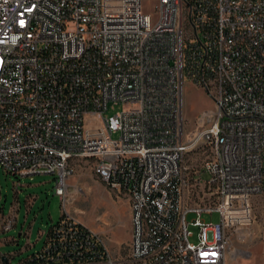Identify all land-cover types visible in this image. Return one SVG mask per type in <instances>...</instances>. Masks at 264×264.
Returning <instances> with one entry per match:
<instances>
[{
    "label": "built area",
    "instance_id": "obj_1",
    "mask_svg": "<svg viewBox=\"0 0 264 264\" xmlns=\"http://www.w3.org/2000/svg\"><path fill=\"white\" fill-rule=\"evenodd\" d=\"M184 79L214 105L189 139ZM80 160L127 195L131 219L127 246L87 264L248 259L264 192V0H0V170L50 174L64 201ZM2 217V232L15 227Z\"/></svg>",
    "mask_w": 264,
    "mask_h": 264
},
{
    "label": "rangeland",
    "instance_id": "obj_2",
    "mask_svg": "<svg viewBox=\"0 0 264 264\" xmlns=\"http://www.w3.org/2000/svg\"><path fill=\"white\" fill-rule=\"evenodd\" d=\"M144 7L146 12L153 14L148 3ZM182 98L184 136L189 139L198 131L200 116L205 111L212 110L214 105L205 90L188 79L183 80ZM121 111L122 105L117 104L114 108H109L105 115L113 116ZM118 136V132L112 134L113 139ZM71 169L72 172L66 179L67 193L64 201L55 194V180L50 174L15 178L0 170V222L4 219L2 216H8L13 205L9 216L14 217L12 226L15 225L8 232L0 229V253L14 254L9 258L8 264H20L31 253L40 250L44 241L41 233H45L51 224L56 223L62 213L94 233L112 255L121 252L129 243L131 219L127 195L118 193L99 181L91 160L73 162ZM13 181L19 182L18 192L13 187ZM251 209V244L264 242V192L253 198ZM191 218L193 215L190 214L187 220L190 221ZM201 218L213 224L220 219L217 212L204 213ZM188 229L192 233L190 240L196 242L198 229L192 225ZM26 239L32 246L21 252Z\"/></svg>",
    "mask_w": 264,
    "mask_h": 264
},
{
    "label": "trees",
    "instance_id": "obj_3",
    "mask_svg": "<svg viewBox=\"0 0 264 264\" xmlns=\"http://www.w3.org/2000/svg\"><path fill=\"white\" fill-rule=\"evenodd\" d=\"M206 12L208 16H212L208 4H206ZM209 26L213 29L214 25L211 19ZM189 52L186 51V59H188ZM186 66L185 73L189 77L188 73L193 72L192 67L194 69L196 63H192L188 59ZM40 236H44L41 249L31 253L20 264H87L105 256V249L101 241L88 228L68 218L64 213ZM25 246H31L27 239ZM0 255L10 258L14 254L0 253Z\"/></svg>",
    "mask_w": 264,
    "mask_h": 264
},
{
    "label": "crops",
    "instance_id": "obj_4",
    "mask_svg": "<svg viewBox=\"0 0 264 264\" xmlns=\"http://www.w3.org/2000/svg\"><path fill=\"white\" fill-rule=\"evenodd\" d=\"M28 203L29 202L27 200V204ZM12 207H13V205L11 206L9 213L11 212ZM9 213H8V215H9ZM18 234H20V233H18ZM20 236H18V237H20ZM0 245H2V241H0ZM33 246H34V244H33ZM27 248H28L27 246H24L22 249H20V251L22 252L23 250H26ZM248 248L250 251V257L248 259L240 260L239 264H264V242L252 243L249 245Z\"/></svg>",
    "mask_w": 264,
    "mask_h": 264
},
{
    "label": "water",
    "instance_id": "obj_5",
    "mask_svg": "<svg viewBox=\"0 0 264 264\" xmlns=\"http://www.w3.org/2000/svg\"><path fill=\"white\" fill-rule=\"evenodd\" d=\"M18 236H20V234H18ZM1 259L3 264H8V258L5 255H3Z\"/></svg>",
    "mask_w": 264,
    "mask_h": 264
}]
</instances>
